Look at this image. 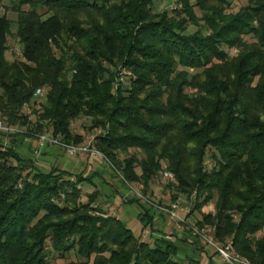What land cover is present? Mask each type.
I'll use <instances>...</instances> for the list:
<instances>
[{
  "label": "trees",
  "instance_id": "1",
  "mask_svg": "<svg viewBox=\"0 0 264 264\" xmlns=\"http://www.w3.org/2000/svg\"><path fill=\"white\" fill-rule=\"evenodd\" d=\"M152 1L16 0L22 58H6L13 21L1 15L0 115L24 118V104L47 87L37 130L78 143L72 121L91 117L108 129L94 146L125 179L148 187L167 162L177 194H194L193 211L217 198L196 225H213L218 242L232 237L241 255L264 264V235H256L264 229V0L236 12L229 0H197L207 33H185L199 20L189 0L172 15L154 13ZM130 148L144 156L119 161L116 152ZM30 165L0 149V264H48L52 253L71 252L82 260L58 264H200L178 259L172 239L145 241L94 205L98 189L83 202L92 175ZM140 221L153 228L154 215L146 209ZM202 245L195 241L200 254Z\"/></svg>",
  "mask_w": 264,
  "mask_h": 264
},
{
  "label": "rangeland",
  "instance_id": "2",
  "mask_svg": "<svg viewBox=\"0 0 264 264\" xmlns=\"http://www.w3.org/2000/svg\"><path fill=\"white\" fill-rule=\"evenodd\" d=\"M16 0H0V16L6 15L9 19L13 21V27H12V35L9 38V49L6 52V58L8 61L12 62L15 59H21V48L22 45L19 42V38L16 36V21L18 18V12L15 11L12 6L15 3ZM232 4L231 7L227 10L228 12H236L239 10L240 7L246 6L248 4V0H229ZM190 4L193 5V10L197 18H199L198 23L194 22H188L187 23V29L185 33H193L197 31L198 29H202L204 33H207V28H205L204 22L200 19L203 11L201 8L196 4L197 0H189ZM152 11L154 13L162 12L167 10L170 15L175 12H180L183 4L179 0H153L152 1ZM25 9L26 6H23ZM182 16H185L182 14ZM88 17L86 15H82V19L86 20ZM245 41L247 43H253L256 41L251 36H245ZM239 49L236 47H232L229 49V53L231 56L238 54ZM179 69H182L181 67ZM191 72H194V70L190 69ZM128 72L126 69H122V78L121 80L126 83L129 81L128 79ZM47 91V87H43ZM40 89V88H39ZM186 91L191 94H197L198 90L195 88H187ZM1 92V90H0ZM37 92V91H36ZM46 103V93L44 96L42 95H34V98L30 103L24 104L20 111V115L25 116L24 118H19L15 123H12L8 120L6 116L0 115V149L5 148H14L22 159H24V163L27 165L28 168L31 167L30 162L33 161V163H36V165L42 169L43 171H49L53 163L52 161H44L42 158L43 155L41 153H45V149L48 147H57L61 149L60 151H64L63 155H67L65 149L62 146L54 145V144H46L43 148H39L40 138L43 135H50L57 139H59L62 142H65L67 144L71 145H84L87 144L90 140L93 141L94 145L98 141V137H101L105 135L108 132L107 127H103L101 125L95 126L93 124L92 118L89 116L81 115L80 117L74 119L72 121L71 130L73 134L80 135L82 137V141L75 143V142H67L63 140V138L60 135H54L52 129H46L43 131L37 130V124H35V121L37 120V111L40 110L43 105ZM26 122H24V120ZM24 122V123H23ZM42 149L44 151H42ZM100 153L103 156H100L98 158H102L106 161L109 171L113 173V177L116 179V181H113V183H118L121 187V191L123 193L122 200L124 203L122 204H129L130 199H139V201L133 202L131 204H137L140 207L139 217L141 215L145 214L146 209H149L150 212L154 215V218L160 216H165L169 220L175 222V227H178L180 230V233H184V235L187 233L188 236H191V239H194V241H199V243H206L199 234H197L194 231V228H197L200 232L203 231L206 235L212 236L217 242V238L215 235V227L210 224H206L203 227H199L196 225L197 220L202 219L203 213L208 212H215V203H216V197L206 206L202 208V210H195L193 211L194 206V200L195 196L194 194L191 197H187L184 194H177V189L175 188V185L178 184L177 178L175 176V173L170 171L167 167V162L162 161L163 168L158 173L156 177L151 181L148 187H145V185L140 181H128L122 176L121 170H118L115 168L114 165L108 160V158L100 151ZM137 154L139 157H143L144 154L142 151L130 148L127 151L118 150L116 152L117 159L119 161L125 159L131 154ZM90 157V155H89ZM92 158V156H91ZM102 159H99V161ZM97 160V159H96ZM104 161V162H105ZM15 162V161H14ZM51 162V163H50ZM212 164V161L210 159L206 160V165L210 166ZM56 168H59L58 165L55 166ZM104 167L103 169H105ZM107 170V169H106ZM137 172L140 173L141 170L138 167ZM170 175L172 179H170ZM83 174V173H82ZM84 175V174H83ZM92 175L93 180H99V182L102 184L103 180L109 176L105 175V178L103 179V175H99L96 177L95 173H90L86 176ZM112 178V177H111ZM113 179V178H112ZM99 183V184H100ZM83 196L82 201L87 202V194L92 193L94 188L92 187V182H86L81 185ZM100 191V196L98 197L97 201L94 205H98L99 207L105 209V213L108 215H114V216H123L124 214L121 212V205L118 204V207H116L113 211L109 209L108 207H112V209L115 207L116 204H107L106 199L102 195V191ZM177 194V198L174 199L173 195ZM142 206L146 207L143 208ZM127 207V206H126ZM135 208V206H134ZM131 208L129 207V212ZM174 211L181 217H184L185 222H179L170 216V212ZM192 212V213H191ZM184 216H182L183 214ZM121 216V220L124 221L123 217ZM140 219V218H139ZM136 220L137 224H129V226L132 228L134 233L138 235L141 239L145 241H149L150 243L153 242L155 238H170V234H164L159 236V234L153 235L156 231L155 222L153 225V228L147 227L142 230V223L140 220ZM143 231V232H142ZM178 231V230H177ZM142 232V233H141ZM176 232V231H174ZM141 233V234H140ZM140 234V235H139ZM161 234V233H160ZM153 235V236H152ZM257 237H262L264 235V229L260 232H258ZM153 237V238H152ZM198 237V238H197ZM228 239H232V237H227L223 242H225ZM175 241V240H174ZM222 243V242H219ZM195 244V242L193 243ZM201 246L204 248V251L200 253L193 252V250L188 251L187 253H183L187 256L193 257L195 259L200 260V264H209V262L212 260L214 264H223L221 257L216 252L215 248L212 245H205ZM201 248V249H202ZM236 249V248H235ZM241 255V254H240ZM243 256V255H242ZM245 257V256H244ZM178 258V257H177ZM247 258V257H245ZM179 259V258H178ZM248 259V258H247ZM82 259L75 253L71 252L70 254L66 255L65 257H60L57 253H52L50 258L48 259V264H58V263H68V262H78ZM250 260V259H248ZM251 261V260H250Z\"/></svg>",
  "mask_w": 264,
  "mask_h": 264
},
{
  "label": "crops",
  "instance_id": "3",
  "mask_svg": "<svg viewBox=\"0 0 264 264\" xmlns=\"http://www.w3.org/2000/svg\"><path fill=\"white\" fill-rule=\"evenodd\" d=\"M43 147L44 145H39L40 149ZM60 150L61 149L57 147H48L47 149H45L44 154L41 153L43 155L42 158L46 162L52 161L53 163L52 167L58 165L60 169L67 170L72 173H83L86 176L93 172L96 174L95 175L96 177H98L99 175H103V179L105 178V175L109 176L102 181L103 182L102 184L99 182V180L92 179V187L94 188V190L100 189L102 191V195L104 196V198H107L106 199L107 204H116L113 209L112 207H108L112 211L116 207H118V204L121 205L120 209L121 212L124 214L123 216L122 215L121 216L123 217L124 221L127 223L128 226L129 224L138 225V223H136V220L140 218L138 216L140 212V207H139L140 205L138 206L137 204H131V203L122 204L124 203L123 201H121L123 193L121 191V187H119L120 185H118L117 183L119 181L113 183V181H116V179L113 177V173L109 171V167L104 159L98 157L91 158V156L89 157V155L87 154H83L80 156H69L68 154L63 155L64 151L61 152ZM42 151L44 150L42 149ZM99 159H102V161L101 160L99 161ZM104 167L106 168L103 169ZM129 207L131 208L130 209L131 212H129ZM121 216L119 215L117 217L122 219ZM182 216H184V214ZM154 222L157 229L156 231H154L155 233H153V235L159 234V236H161L167 233L172 235L170 236V239H172L173 241L175 240L174 242L179 246V254H178L179 259L181 260L184 259L187 255L183 253H187L190 250H193V252H197L195 244H193L195 242L194 239H191V236H188L187 233L185 235L182 232L180 233L179 228L175 227L176 226L175 222L169 220L168 218L162 215L160 216V218L158 217L154 218ZM143 229L144 228L142 224V230ZM222 262L223 264H227L223 260Z\"/></svg>",
  "mask_w": 264,
  "mask_h": 264
},
{
  "label": "built area",
  "instance_id": "4",
  "mask_svg": "<svg viewBox=\"0 0 264 264\" xmlns=\"http://www.w3.org/2000/svg\"><path fill=\"white\" fill-rule=\"evenodd\" d=\"M46 93L45 88H40L37 90L36 95H42L44 96ZM40 143L41 145H46V144H54V145H59L62 146L66 153L69 156H80L83 154L90 155L92 157H100L103 156L100 151L94 146V143L92 140H90L87 144L84 145H71L67 144L65 142L60 141L59 139L50 136V135H43L40 138ZM167 176L168 173H166ZM172 179V177H169ZM171 218L181 222H185L184 217H181L178 215L176 212L171 211L170 212ZM194 231L201 236V238L209 245H212L216 252L219 254L221 259L227 263V264H256L244 256L240 255V253L235 249L234 242L232 239H228L223 243L217 242L212 236L206 235L203 233V231H199L197 228H194Z\"/></svg>",
  "mask_w": 264,
  "mask_h": 264
}]
</instances>
